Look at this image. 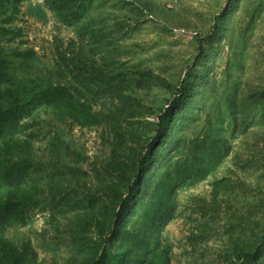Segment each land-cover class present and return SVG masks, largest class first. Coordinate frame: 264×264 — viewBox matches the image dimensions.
Returning <instances> with one entry per match:
<instances>
[{"label":"trees","instance_id":"trees-1","mask_svg":"<svg viewBox=\"0 0 264 264\" xmlns=\"http://www.w3.org/2000/svg\"><path fill=\"white\" fill-rule=\"evenodd\" d=\"M95 1L48 0L76 36L55 48L53 78L28 87L15 70L19 63L30 64L35 51L12 46L16 39L24 42L17 23L22 0H0V264H36L30 241L16 243L6 231L24 224L42 198L66 208L69 264H172L164 232L176 216L178 190L205 179L228 153L202 114L213 86L214 58L239 0L226 1L206 35L207 45L198 46L173 91L151 66L131 60L133 54L122 56L127 17H115L105 28L94 15ZM123 1L151 12L146 0ZM154 87L173 93L159 109L145 102ZM34 100L70 126L100 128L106 153L90 157L56 135L47 142L49 161H37L30 119ZM232 101L227 110L234 115ZM200 121L203 130L196 133ZM200 214L204 218L195 219L186 237L192 252L201 242L206 246L210 235L212 221ZM250 214L251 209L245 217ZM243 226L236 239L228 235L230 246L224 243L199 258L187 252V263L264 264V221Z\"/></svg>","mask_w":264,"mask_h":264},{"label":"rangeland","instance_id":"rangeland-1","mask_svg":"<svg viewBox=\"0 0 264 264\" xmlns=\"http://www.w3.org/2000/svg\"><path fill=\"white\" fill-rule=\"evenodd\" d=\"M146 1L151 12L141 13L123 0H96L94 15L105 28L115 17L126 15L127 32L123 39L126 50L122 56L133 54L131 60L138 58L143 65L151 66L167 78L173 91L192 63L198 46L207 45L206 35L227 0ZM20 11L17 23L22 27L24 42L16 39L12 46L32 47L35 58L28 59L27 66L19 63L15 73L18 81L32 87L53 78L55 48L76 34L56 17L48 0H22ZM225 31L210 71L213 86L207 92L202 115H206V125L211 124L226 142L228 153L205 179L178 190V210L164 232L171 246L172 264L185 261L189 264L191 257L187 252L193 250L186 246V237L195 219L200 223L204 218L200 212L212 224L208 229L210 235L204 240L206 246L201 242L192 252L198 258L203 252L215 254L223 249L224 243L230 246L228 235L236 239L245 223L256 227L264 221V0H239ZM172 91L154 87L145 102L159 109ZM231 94L233 101L228 100ZM230 101L234 115L227 110ZM36 103L37 100L32 102L30 119L37 161H49L47 142L56 135L90 157L106 153L100 128L70 126ZM203 126L200 121L195 132H201ZM45 199L27 213L24 224L10 226L6 237L16 243L30 241L36 264H69L73 250L65 229L66 208L50 206ZM249 209L251 214L245 217ZM194 210L199 211L192 213Z\"/></svg>","mask_w":264,"mask_h":264}]
</instances>
